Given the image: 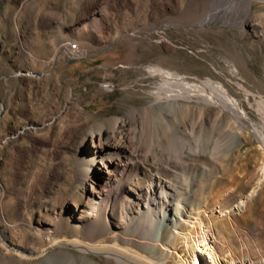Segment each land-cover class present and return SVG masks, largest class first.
Segmentation results:
<instances>
[{"label":"rangeland","instance_id":"374dc122","mask_svg":"<svg viewBox=\"0 0 264 264\" xmlns=\"http://www.w3.org/2000/svg\"><path fill=\"white\" fill-rule=\"evenodd\" d=\"M226 2L225 12L215 14V0H0L3 260L23 264L13 250L42 252L53 238L59 243L53 252L89 245L83 231L57 229L72 222L97 228L94 244L100 246L113 229L121 239L139 223L149 227L163 217L150 204L153 178L165 186L168 201L178 204L187 200L186 190H201L206 218L242 222L238 236L229 222L214 232L223 264L250 260L247 249L256 255L254 264H264V151L252 123L232 145L224 133L229 114L202 104L203 96L166 102L172 81L151 72L220 83L263 127L264 0H254L250 12L245 0ZM68 45H79L85 56L70 59ZM111 119L123 121L122 142L145 158L104 187L110 165L89 176L86 154L93 151L92 130ZM148 160L160 177H150L155 172ZM205 169L208 183L200 178ZM195 175L200 181L192 184ZM121 188L115 198L112 192ZM224 199L228 209L222 210ZM5 238L12 254L3 248ZM175 246L168 264H181L180 255L190 258L197 249L182 238ZM75 252L80 261L104 264L103 255Z\"/></svg>","mask_w":264,"mask_h":264},{"label":"bare ground","instance_id":"6f19581e","mask_svg":"<svg viewBox=\"0 0 264 264\" xmlns=\"http://www.w3.org/2000/svg\"><path fill=\"white\" fill-rule=\"evenodd\" d=\"M253 1L254 0H245L247 12H250ZM226 3V0H215V14L223 12L225 10L223 5ZM151 72L152 74L161 76L165 80L168 79L172 81V83H166V85L168 84L170 87L169 97L165 99L166 102H170L171 98H175V100L181 98L186 100H194L196 96H203V100L207 101V103H205L202 98L198 99L199 102L202 101L204 102L202 103L204 105L219 107L224 113L229 114L231 118L229 117L230 120L224 133L230 136V142L232 145H234L238 139L246 136V130L249 129L246 122L252 123L253 128L251 131L260 144L261 149L264 151V126L259 127L254 124L248 115L242 109H240L238 102L231 95H229L222 84L208 79L206 81H202L201 84L198 85L190 83L186 80V78L184 79L180 76L169 74L163 70L153 69ZM124 127L125 126L122 120L111 119L98 124L92 130L93 151H90L88 154H86V163L88 164L89 168L87 171L89 176H91L94 174L93 169L98 167L100 164L104 165L105 167L110 165V170L107 169L104 172V187H108L109 185L111 186L119 177H123L130 169V162H136L138 165H140L141 161H143L145 158V155L139 149H129L125 146L124 142H122L121 135L124 133ZM148 162L149 164L147 165H149L148 167H150V170L152 169V171L155 172L150 174V177H160L161 174L159 173H161V171L159 167L149 160ZM262 172L264 175V168ZM233 173L235 172L233 171ZM207 174L208 170L205 169L200 177L201 180L203 179L205 182L209 181L212 176ZM205 175L206 179L203 178ZM198 177V175H195L194 179L191 178L192 184H195V182L198 180L200 181ZM180 178H183L184 182L188 179H186L184 176L181 177V175ZM151 180V191L149 190L148 193L152 194L154 198L150 204L156 206V209L158 210H163V217L158 218L156 216L152 221V225H149V227L145 226L143 223H139L134 230H128L127 234H124V236L122 235L121 239H119L121 232L119 230L113 229V232H111L110 236L106 239V244L104 246H100L98 244H94L96 241V235L98 233L97 228L72 222L69 223L67 227L57 229L73 230L76 232L83 231L84 235L90 240L89 245H83L79 242H76L66 245L71 250L61 249L59 252H53L51 250L57 247L59 244L53 238L52 246L47 247L42 252H33L26 249H15L13 251H15L16 256L23 262V264H99L94 260L87 261L81 259L82 261H80V256L77 255L75 251L103 255L104 264H168L169 259L175 252L174 250H176V241L179 238H182L185 239L186 244H192L194 247H197V249L196 252L195 250L193 251V254H189L190 258H185V254L180 255L179 257L181 258V264H196L198 261L201 264H223V259L220 254L221 246L216 244V234L214 232L218 225H224L229 222L234 234L238 236L245 229L242 222L233 220L231 216H228L227 219H221L220 221L215 220L212 215L209 218H206V216L209 214V210H203L200 200L204 191L201 192V190H197L196 192H190V189L186 190V194H188L186 195L188 196L187 200L184 201V199L183 201H179L178 204H176L173 201H168L169 197L165 192L164 185L159 184L153 178ZM192 184L191 182H187V184L184 183L183 185H187V187L189 185L190 188V186L192 187ZM202 184L205 183L202 182ZM157 187L161 190L159 197L156 194ZM121 192L122 188L112 192V195L117 198L120 196ZM181 198L182 196L180 197V200ZM225 199L219 203V205L223 206L222 210L228 209L224 203ZM154 210L155 207L152 208L149 206L150 212ZM168 212H173L174 216L167 217ZM71 219L72 218H70V220ZM187 228L188 230L185 232L184 229ZM157 229L158 233L156 234ZM255 234V231H252L251 235L254 237V242H256ZM4 242V250L8 251V253H11L8 249L10 247L8 245V239L5 238ZM242 244L244 245L243 242ZM123 245H127L128 248H125ZM244 246L248 245L245 244ZM256 246L258 247V245ZM247 250V256L244 253L242 256H246L250 260L246 261L245 259H242L237 261L232 259L230 264H254V257L256 255L250 253V249ZM257 252L260 256L262 255L259 248H257ZM206 254L208 255V258L203 259V256ZM62 256H64V259H62ZM0 264L10 263L0 257Z\"/></svg>","mask_w":264,"mask_h":264},{"label":"built area","instance_id":"2783aa9c","mask_svg":"<svg viewBox=\"0 0 264 264\" xmlns=\"http://www.w3.org/2000/svg\"><path fill=\"white\" fill-rule=\"evenodd\" d=\"M64 50L67 56L72 60H77L85 56L84 51L80 48L79 45H68L65 46Z\"/></svg>","mask_w":264,"mask_h":264}]
</instances>
